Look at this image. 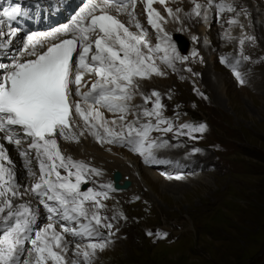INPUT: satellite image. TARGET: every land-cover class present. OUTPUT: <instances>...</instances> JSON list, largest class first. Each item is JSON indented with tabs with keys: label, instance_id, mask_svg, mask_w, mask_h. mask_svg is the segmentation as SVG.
<instances>
[{
	"label": "snow or ice",
	"instance_id": "snow-or-ice-1",
	"mask_svg": "<svg viewBox=\"0 0 264 264\" xmlns=\"http://www.w3.org/2000/svg\"><path fill=\"white\" fill-rule=\"evenodd\" d=\"M136 2L84 0L69 22L51 31L31 32L23 37L21 29L12 26V22L25 14L21 5L10 4L0 12V50L9 61L0 62V139L18 149L24 167L34 178L27 191L38 198L48 214V222L37 227L39 209L31 201L15 203L26 193L20 191L14 162L7 155L5 144L0 143V225L3 226L0 264H94L97 250L102 251L109 243L104 230L109 237L113 235L114 225L100 214L106 207L100 197L107 199L112 185H104L106 191L91 188L83 191L81 185L87 182V176L101 173L63 154L58 143L61 138L76 141L87 130L101 142L130 146L148 163H169L158 159L155 151L169 147V141L153 138L152 132H174L177 138L185 134L184 130L188 135L206 132V124L184 123L175 127L173 121L163 116L161 95L155 91L150 96L140 93L145 104L150 101L153 107L141 105L142 111L136 112L133 120H127L135 107L132 101L138 93L139 81L165 75L157 58L172 68L174 61L188 59L180 56L163 26L165 16L153 7L157 2L165 5L166 0H146L147 23L156 30L160 41L154 46L146 39L147 30L136 18ZM191 2L195 7L186 15L201 17L205 9L206 20V9L213 7V0H207L205 5L196 0ZM215 7L221 13L235 12L231 4L218 3ZM180 11L167 8L174 20L179 19ZM121 15L128 18L126 22L120 19ZM229 23L237 24L238 20ZM133 26L139 31H131ZM17 39L21 41L18 45L14 43ZM13 48L15 52L11 51ZM158 53L163 55L157 57ZM197 55L192 53L193 57ZM241 55L249 59L242 52ZM221 62L227 63V58L222 57ZM239 63L237 59L230 67L239 83L244 84L237 70ZM85 76L94 79L82 83ZM89 82L88 91H82ZM101 108L118 114L119 122L106 119ZM76 117L83 119V129L73 123ZM142 118H147V122H141ZM33 161L38 165V175L32 167ZM118 215L126 219L123 213ZM57 223L61 231H57ZM65 234L80 240L99 238V242L75 243V250L69 256L70 242ZM148 235L163 239L168 233L149 231ZM28 244L30 247H26Z\"/></svg>",
	"mask_w": 264,
	"mask_h": 264
},
{
	"label": "rangeland",
	"instance_id": "rangeland-1",
	"mask_svg": "<svg viewBox=\"0 0 264 264\" xmlns=\"http://www.w3.org/2000/svg\"><path fill=\"white\" fill-rule=\"evenodd\" d=\"M230 1L232 5L235 0ZM235 6V15L225 10L221 17L212 16L203 31L200 26H187L171 35L180 56L188 59L176 60V70H169L163 83L152 77L139 81L128 121L142 111L139 106L153 107L150 101L145 104L140 93L150 96L149 89L158 83L155 92L161 95L166 119L177 128L184 123L206 124L207 130L191 135L184 130L179 138L174 132H152L153 138L168 140L170 145L157 149L164 155L161 160H171V166L159 167L160 171L126 144H116L112 150L115 154L105 150L128 169L125 179L132 180V190H108L107 199L100 197L106 206L100 214L108 217L114 228L110 237L104 230L109 243L102 251L97 250L94 264H264V1L257 0L255 10L262 11V28L252 10L244 14L242 7ZM239 18L237 24L229 23ZM145 29L146 39L153 46L160 43L151 28ZM183 41L187 42L185 50L181 49ZM193 52L198 55L193 57ZM241 52L249 59H243ZM222 57L227 63L221 62ZM237 59L244 84L230 67ZM100 111L106 116L109 113L103 108ZM113 116L118 120V114ZM141 122H147V118ZM196 148L201 151L195 152ZM174 156L189 166L177 168L174 160L180 159ZM32 167L38 175L36 166ZM177 175L182 179H176ZM18 179L25 190L34 183L27 169ZM149 231L168 235L158 239L149 236ZM71 238L74 250L75 243L99 242V238Z\"/></svg>",
	"mask_w": 264,
	"mask_h": 264
},
{
	"label": "bare ground",
	"instance_id": "bare-ground-1",
	"mask_svg": "<svg viewBox=\"0 0 264 264\" xmlns=\"http://www.w3.org/2000/svg\"><path fill=\"white\" fill-rule=\"evenodd\" d=\"M227 1H228L227 4L231 3L230 0H227ZM20 2L22 3V0ZM141 2H143V4H141ZM196 2L201 3L202 5L207 4V0H196ZM234 2H236L237 4H234ZM234 2L232 3V6L235 8V12H231L233 15H235L237 12V7L235 5L242 7V9L245 10L246 12L249 10H252V15L255 16L257 23H259V25H260L259 28L263 27L261 24V21H263V19H262L263 17H261L262 11L258 10L257 12H255V10H257L256 9L257 8V0H235ZM3 3H4V0H0V7L1 8H3ZM246 4H248L249 9L246 8ZM82 5H83V3L81 2V0H41L39 8L35 7V5L33 3H27V6L31 7L32 12H33L32 13L31 11H29L31 15L33 14L32 15L33 20L31 21L30 25H35V23H38V21H40L39 26H40V28H42L41 31L32 30L31 32L39 33V32L51 31L52 29H50V30H47V29L59 27L60 25L69 22L70 17L72 15H74L75 12L78 11L80 7H82ZM145 5H146V0H137L136 6L134 9V11L136 13V18L139 20V22L141 24L146 23L144 25V28H151V30L156 33V30L154 28H152V26L147 23V9H146ZM215 5L216 4L213 2V7L210 9H206V11H207V19L206 20L203 18V12L205 11V9H202V16L201 17H196L194 14H192L190 17L188 15H186L187 13H191L192 9L195 7V5L191 2V0H166L165 5H161L157 2V3L153 4V7L158 12H160L161 15L165 16L166 22L164 23L163 26H164L165 30L169 33V36H171L176 32L182 31L187 26H189L190 29H193L194 27L200 26L202 31H203V29H205L206 25H208L209 22L213 19L212 16L217 18L218 16H220L222 14L215 7ZM169 7L172 8L173 11H176L177 9H181V11L179 12V19L174 20L172 16L168 15L167 8H169ZM250 7H252V8L250 9ZM0 12H2V10H0ZM227 12H229V11H227ZM258 15H259V18H258ZM42 19H47V21L41 22ZM120 19L122 21L126 22L128 18L124 15H121ZM238 21H240V18L238 19ZM223 23H224V21H223ZM28 29H29V27H27V30ZM4 30L6 31V28ZM130 30L133 32L139 31L134 26L131 27ZM20 35H21V37H23L25 34L23 33V31H21ZM20 42L21 41L19 39L14 40V43L17 45L20 44ZM11 51L15 52V48L11 49ZM160 55H163V53H160L159 55H157V57ZM0 62H5V63L9 62L8 60L5 59V55H4L3 50H0ZM157 63L163 68L165 74H167V72L169 70L170 71L176 70V67H174V68L168 67L167 65H164L161 61H159L158 58H157ZM176 63L177 62L174 61L175 65H176ZM165 76L166 75H163V76L153 75L152 79H155L157 82H159V80H160L163 83ZM93 79L94 78H92V77L85 76L84 81H82V83L91 81ZM148 79H143L142 81L146 82ZM89 86H91L90 82L88 83V87H85V88H89ZM157 86H158V83L153 84L152 87L149 89L150 92L158 91ZM82 89H84V88H82ZM134 102H135V99L132 101V103H134ZM113 115H114V113L109 112L107 116L105 115V118L108 120H117V118H114ZM73 123L79 124L81 126V129H83V123L84 122H83L82 118L76 117L75 120L73 121ZM79 130L80 129H78V131ZM0 135H2V134H0ZM0 143L5 144L7 155L14 162L15 171H16V179L18 182L19 181V179H18L19 174L22 173L23 171H25V169H26L24 167L23 159L19 156L18 149L14 145L9 144L6 140H2V139H0ZM58 143L60 146V150L63 154L70 155L74 160L83 161L84 163H86L90 167L96 168L100 171L101 174L98 176L95 175L94 173L87 176V181L91 182V184H92L91 187L94 191H97V192L104 191L105 190L104 185H107V184H111L115 191H121V190H116L114 188L113 173L117 170L121 171L122 177H123L121 180V182H122L123 180H125V175L128 173V169H125L122 166H120L121 162H119L118 158H115L114 155L110 156L111 153H109V151H105L108 149V150H111L110 152H112L113 148L118 143H111L110 144V143H107L106 140L104 142H101L100 140L96 139L87 130H84V134L82 136H79L78 140H76V141H65L61 138L58 141ZM100 146H103L102 149L104 151L98 149ZM128 147H130V146H128ZM155 151H156L157 157L164 156L162 153L158 152L157 150H155ZM112 153L115 154L116 152H112ZM121 153L127 156V153H124V151H121ZM174 158L180 159V160H174V162L176 164L175 166L177 168L186 169L189 166V163L186 165L185 160L182 159L181 157L174 156ZM5 164H6V162H5ZM33 165H34V167L36 166V168L38 169V165L36 164L35 161H34ZM167 166H171V164L168 163V165H166L164 167H167ZM60 171L62 174H65L63 169H61ZM109 177H111L112 181L108 180ZM20 184H21L20 191L22 193H26V194L23 196L22 199H17L15 201V203H22V202L31 201L32 205L39 209V220L37 223V227L39 225H41L42 223H43L42 225L44 226L48 222L47 221V215L48 214H47L46 210L43 208L42 205H40L35 200L34 195H32L30 191H27L28 189L25 190L23 188L25 185L23 186L22 182H20ZM29 185H30V183H29ZM29 187H31V186H29ZM130 190H132V186L126 191H130ZM28 192L30 193V197L28 196ZM56 229H57V231H61V228L58 225H56ZM0 235H1V233H0ZM65 239L70 242V244H69L70 250H69L68 255L72 256L74 249H73V247H71V241H72L71 235L65 234Z\"/></svg>",
	"mask_w": 264,
	"mask_h": 264
},
{
	"label": "water",
	"instance_id": "water-1",
	"mask_svg": "<svg viewBox=\"0 0 264 264\" xmlns=\"http://www.w3.org/2000/svg\"><path fill=\"white\" fill-rule=\"evenodd\" d=\"M185 49V47H183ZM122 179L121 171L117 170L114 173V180H115V188L116 189H125L131 186L132 182L130 179L124 180L122 183L120 180Z\"/></svg>",
	"mask_w": 264,
	"mask_h": 264
}]
</instances>
